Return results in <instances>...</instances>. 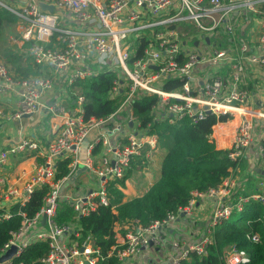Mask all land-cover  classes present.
Returning a JSON list of instances; mask_svg holds the SVG:
<instances>
[{"label":"built area","instance_id":"obj_1","mask_svg":"<svg viewBox=\"0 0 264 264\" xmlns=\"http://www.w3.org/2000/svg\"><path fill=\"white\" fill-rule=\"evenodd\" d=\"M0 9L16 18L9 44L42 68L41 74L20 78L0 58V98L12 97L9 107L0 106V122L37 117L0 146V220L20 216V227L8 230L0 256L11 246L15 251L0 264H14L35 242L47 245L42 264H98L110 257L129 264L154 246L169 259L164 264H181L190 253L206 255L214 227L233 213L246 217L252 209L264 210V0H0ZM104 71L115 73L108 95L119 100L118 107L107 116L85 118L84 97L69 86ZM57 83L66 90V106L60 91L50 100L45 95ZM144 95L156 97L155 119L174 123L213 115V139L214 128L231 125L225 148L235 166L214 187L193 191L177 213L147 226L129 220L120 225L121 234L114 227L116 244L104 255L90 235L77 242L75 222L57 224L56 208L66 202L77 217L101 205L113 210L108 186L119 187L116 181L135 157L147 165L154 160L161 148L157 136L133 114V100ZM40 123L43 133L35 136L31 129ZM16 155L30 159V168H14L9 180L3 171ZM65 159L67 173L58 177V162ZM36 189L44 194L30 217L23 207ZM197 199L211 205L198 238L170 239L164 250V231L181 213L193 216ZM256 218L264 221V214ZM246 237L260 241L256 231ZM221 260L248 264L251 258L229 244Z\"/></svg>","mask_w":264,"mask_h":264},{"label":"trees","instance_id":"obj_2","mask_svg":"<svg viewBox=\"0 0 264 264\" xmlns=\"http://www.w3.org/2000/svg\"><path fill=\"white\" fill-rule=\"evenodd\" d=\"M15 20L14 15L0 9V30ZM144 44L145 41L141 40L139 51ZM6 60L11 65L9 71L17 77L26 78L41 72L30 57L23 63L18 55L8 53ZM114 78L115 73L104 71L69 86L70 91L84 97L85 118L104 117L116 110L119 100L111 99L108 95ZM155 101V96L144 95L134 99L132 107L133 114L141 125H148V133L155 134L159 145L167 150L161 160L159 178L141 195L123 201L122 188L125 186V180L133 171L147 165L143 158L135 157L125 175L116 181L119 187L114 183L108 186L111 202L115 204L113 210L110 206L101 205L89 215L77 217L73 208L66 202H60L56 208L54 220L57 224L75 222L81 236L76 239L77 242L90 235L94 245L98 246L104 255L116 244L114 230L116 224L137 220L142 226H147L153 220L165 218L168 213H177L188 204L193 191H205L214 187L221 182L228 169L235 166V162L227 156L228 149L217 147L211 136L212 126L216 122L213 115L197 121L182 118L169 123L167 120L153 117L151 106ZM66 163V159L58 162L59 170L56 174L58 177L67 173ZM244 165L245 163L240 161L239 166L242 168ZM43 194L44 189H36L26 201L23 210L28 216L31 217L38 211ZM246 213V217H241L237 221L226 220L216 225L212 241L208 245V253L203 256L190 253L188 259L183 260L181 264H223L221 251L229 244H236L246 250L251 258L248 264H264V221L256 218L264 214V210L255 208ZM248 216L253 219H246ZM19 227L20 216L17 214L9 220H0V247L9 238L8 230H17ZM255 231L260 236L258 242H252L246 237L249 232ZM46 251L45 243H32L15 258L14 264H42L39 259ZM116 263L117 259L110 257L99 261L98 264Z\"/></svg>","mask_w":264,"mask_h":264},{"label":"crops","instance_id":"obj_3","mask_svg":"<svg viewBox=\"0 0 264 264\" xmlns=\"http://www.w3.org/2000/svg\"><path fill=\"white\" fill-rule=\"evenodd\" d=\"M15 23V22H14ZM11 49L10 53L16 54L22 59V62L25 63L27 58L29 57L26 53L14 46L9 45ZM7 54L0 55V58L6 63L9 70H11L10 63L6 60ZM32 61V60H31ZM40 73H42V68L39 67ZM12 72V71H11ZM64 71H58L57 77L63 78ZM57 91H60L61 94L64 91L66 93L65 88H61L59 83L56 84V87L51 93H46V97L48 100L51 99L53 94H56ZM12 97L9 94H5L0 98V106L9 107L11 105ZM36 115L23 117L20 121H12V122H0V146L4 142V140L12 139L13 133L17 130L18 127H21L22 124L33 123L32 121L36 120ZM27 126V125H26ZM231 125L225 127H216L213 130V136L217 147H227L229 145L230 137L232 135ZM29 128V127H27ZM32 132L35 136H40L43 133V128L37 124L36 127H32ZM166 148L161 147L154 156V161L145 166L140 170L133 171L130 177L125 180V186L122 188L123 198L122 200H128L134 196L141 195L144 193L147 188L155 182L160 175V165L163 156L166 153ZM158 153L160 155H158ZM30 159L25 158L23 155L12 156L9 160V165L4 169L3 174L7 179H11L13 169H17L20 167L30 168ZM152 163H154V167L152 169ZM138 177L136 182H134L135 177ZM18 184H21V180L17 181ZM211 212L210 201L197 199L195 202V211L193 216L188 217L187 215H180L176 222L171 224L164 231L166 243L163 244V249L168 250L169 240L176 239L179 241H183L186 243L194 242L199 235L202 227L206 224ZM115 230L117 234H121L123 228L116 224ZM137 261L130 262L129 264H164L165 261H169V259H164L160 248L154 246L150 249L144 250L141 253L137 254Z\"/></svg>","mask_w":264,"mask_h":264},{"label":"rangeland","instance_id":"obj_4","mask_svg":"<svg viewBox=\"0 0 264 264\" xmlns=\"http://www.w3.org/2000/svg\"><path fill=\"white\" fill-rule=\"evenodd\" d=\"M14 30H15V24L14 23L6 25L5 27H3V29L1 28V30H0V55L8 54L11 52V49L9 48V45H10L9 44V35L12 34L14 32ZM64 95H65V92L63 91L61 96H60V102L66 106L68 104V102L65 99ZM39 126H41L42 128L45 127L44 124H42V123H40ZM158 155H160V154L158 153ZM152 164H153L152 165V169H153L154 163H152ZM137 179H138V177L136 176L134 179V182H136ZM241 217H243L242 212H235L229 217L227 222L237 221L238 219H241Z\"/></svg>","mask_w":264,"mask_h":264},{"label":"water","instance_id":"obj_5","mask_svg":"<svg viewBox=\"0 0 264 264\" xmlns=\"http://www.w3.org/2000/svg\"><path fill=\"white\" fill-rule=\"evenodd\" d=\"M43 7L48 8L49 10H51V8H52L51 6L46 7V6H44V5H43ZM26 116H27V115H26ZM180 215L182 216L183 213H181ZM14 251H15V248H14L13 246H11L8 250H6V252H5L4 254H2V255L0 256V262H2V261H4V260L8 259V258L14 253Z\"/></svg>","mask_w":264,"mask_h":264}]
</instances>
